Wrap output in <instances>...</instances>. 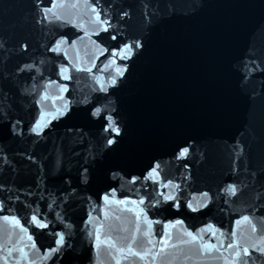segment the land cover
Instances as JSON below:
<instances>
[{"label":"water","instance_id":"95a60500","mask_svg":"<svg viewBox=\"0 0 264 264\" xmlns=\"http://www.w3.org/2000/svg\"><path fill=\"white\" fill-rule=\"evenodd\" d=\"M38 2L0 0V113L23 131L0 129V264H52L54 233L69 245L55 264H264V0H96L117 40L93 0ZM94 98L118 113L110 150Z\"/></svg>","mask_w":264,"mask_h":264},{"label":"snow or ice","instance_id":"6c2138e0","mask_svg":"<svg viewBox=\"0 0 264 264\" xmlns=\"http://www.w3.org/2000/svg\"><path fill=\"white\" fill-rule=\"evenodd\" d=\"M44 2L45 0H39V2L36 4V7L40 9V11L42 13H47L49 11V9L47 7H44ZM103 3H107V0H102ZM93 11L96 13V18H97V22L98 25L99 24H104L106 25L103 29L102 32L104 34H109L111 37V40H117L118 37L116 35H111L112 32L116 31L114 28H112L111 26V20H105L104 19V8L103 7H98L96 5V0H93ZM128 15V13H123V15L120 17V19L117 21V23H120L124 20V18ZM45 19L47 18L46 16L44 17ZM98 37L101 35L100 33H97ZM64 41H67V37H64ZM61 43V40H57L56 41V45L58 46ZM57 46H54L50 49L51 52L53 53H57L59 51V48ZM26 45L24 46V48L26 49ZM142 47V44L137 41L135 43L132 44H128V43H124L123 44V48L119 49V51L123 52L126 54L127 58H131L133 55V50L134 49H140ZM108 48L105 47L102 49V52H107ZM112 56L115 57L116 56V50L112 51ZM125 56H121L120 59H124ZM246 67V66H245ZM34 70V65L31 64H25L23 68L18 69V71L23 74L25 72L27 73H31ZM65 69L64 66L61 65L60 66V74L63 76ZM88 71H91V69H88ZM127 71V66L124 67H120V66H116L115 67V73L114 74H110L104 77V80L102 83H100V87L98 90V96L99 94L103 93V94H108L109 93V89L116 86L118 83V79L120 77H123L125 72ZM63 78L65 80L69 79L68 76H63ZM66 90V89H65ZM102 99L107 100V95L103 96ZM89 103V108L92 109L94 108V110H90L89 111V119L92 118H96L99 117L100 118V123H101V128L103 133H105V137L104 139L106 140V145L108 147V150H110L111 146L115 145L117 143V138L121 136L122 134V129L119 127V121L116 120L114 117L116 115H118V113L116 112L115 109H113L111 111L110 114H108L106 117L103 115L104 111H106L105 108L102 107H95V104L97 103V100L94 98L91 102ZM65 107H70V103L68 105H65ZM7 117V118H5ZM60 116H56L55 119H59ZM106 125V126H105ZM8 126V138L12 139L17 137L18 135H23V131H21V133L17 134L14 130L13 127H11V112L10 111H5L4 113H0V129L4 128ZM50 125H46L44 127H49ZM15 127H19V124L17 123L15 125ZM29 133L34 135L35 137H40L42 134H44V129L40 126L39 121H37L35 126H31L28 129ZM115 133V136H113V138H108V136H112V134ZM0 139H2V137H0ZM190 148L189 147H183L182 149H180L179 151V157H177V159H182V158H186L187 154L189 153ZM4 163L6 166H10V161L6 158L4 160ZM89 169L87 167V165H84V174L85 176L88 174ZM79 176V173H78ZM81 183H88V180L86 179H81L80 181ZM36 189L38 191L36 192H30V195H39L41 199L44 198L45 193L48 191V187H47V176L45 177H40L37 179L36 181ZM113 191H115L113 189ZM205 196H208V193L205 192L204 193ZM232 195L235 196L236 192L233 189L232 191ZM104 199H108L107 194L104 196ZM173 198L172 197H165L164 201L166 202H171ZM121 203H123V201H120ZM4 205L0 204V208H3ZM51 207V206H49ZM189 207H191L189 205ZM5 220H8L9 217L5 216L4 217ZM13 220H15V217H12ZM244 220H248L249 217L248 216H244L243 217ZM33 221H36V217L33 216ZM17 224H19V221H16ZM176 223H181V221H176ZM236 223H239V221H236ZM47 225L44 223H38V227L39 228H45ZM165 228H167V225H165ZM255 230V229H254ZM22 232H27L28 229L27 228H22L21 229ZM55 236H59V239H56L55 243H56V247H49V251L51 253V256L49 257L50 261L52 262V264H55V259L61 254L62 250L67 249L69 247V245L67 244V241L65 240V237L63 236V234L60 233H54ZM189 236L192 235L191 232L188 233ZM27 239L29 241H31L33 239V237L31 235H29L27 237ZM97 239H99V237H97ZM196 237L193 236V240H195ZM163 243L165 245H167V240H164ZM216 245H205L204 248L205 250L209 249V248H216ZM229 248H233L234 246L232 244L228 245ZM255 251L257 252H261L264 253V248L260 247L259 245H255ZM128 252L130 254H138V253H133L132 252V248L131 246L128 248ZM249 255V250L247 247H245L243 249L242 252V257L244 256H248ZM250 258V257H249ZM89 264H91V260L89 261ZM117 264H119V261L117 262Z\"/></svg>","mask_w":264,"mask_h":264}]
</instances>
